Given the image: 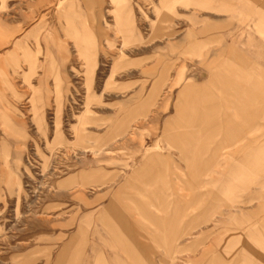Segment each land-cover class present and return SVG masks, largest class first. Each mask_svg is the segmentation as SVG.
<instances>
[{
  "label": "rangeland",
  "instance_id": "374dc122",
  "mask_svg": "<svg viewBox=\"0 0 264 264\" xmlns=\"http://www.w3.org/2000/svg\"><path fill=\"white\" fill-rule=\"evenodd\" d=\"M232 42L250 71H264V0H0V264H52L74 250L83 264L115 256L129 264L133 252L119 243L142 239V221L165 236L158 226L171 220L164 195L176 172L188 178L180 185L197 189L184 192L198 200L179 216L194 239L167 244L184 252L164 258L179 259L151 263L209 264L219 255L264 264L263 234L237 229L264 219V185L250 184L263 182L264 169L199 179L220 170L218 160L203 164L214 144L223 139V151L239 134L213 128L189 141L178 114L183 100L194 107L221 95L188 81L219 69ZM176 151L182 168L172 165ZM203 181L211 186L199 188ZM127 195L136 223L100 225L103 204ZM235 205L249 212L219 215Z\"/></svg>",
  "mask_w": 264,
  "mask_h": 264
},
{
  "label": "crops",
  "instance_id": "0c3cea01",
  "mask_svg": "<svg viewBox=\"0 0 264 264\" xmlns=\"http://www.w3.org/2000/svg\"><path fill=\"white\" fill-rule=\"evenodd\" d=\"M245 43V42H244ZM251 42H249L250 44ZM245 45V44H244ZM231 49L229 51L230 56L226 58V61L220 63V68L215 69L214 73H210L207 76V79L200 82V79H202V76L200 75H194L190 77V80L188 83L195 84L199 87L203 88H211L214 86V88L217 90L215 91L217 95H225L229 94V98L232 101L234 110L236 108V112H239L241 116L243 117V120H240L237 122L232 121V128L236 130L238 135V140L233 141L230 143L227 147L228 149H225L221 151V148H223L224 140L219 139L216 144H214L213 148L209 150L208 155L203 160V164L207 165L208 168L210 167V164L213 161H219L222 162L220 164V170H204L205 174L199 179H207L211 178L213 172L216 173V177H219L221 180L224 178H229L230 176H238L243 177L246 169L250 167H254L257 170L264 169V153L261 152L264 151V71L259 72H253L249 69L252 68V65H249V59L244 54L243 50L236 49V45L234 42L231 43L229 46ZM241 47V45H240ZM256 64V63H255ZM213 79V80H212ZM213 81V85H211ZM205 85V86H204ZM207 85V86H206ZM213 88V87H212ZM220 97V96H218ZM224 103L222 107H224ZM226 107V106H225ZM243 111H242V110ZM223 112V110H221ZM242 111V112H241ZM258 113V116L253 117ZM257 117V118H256ZM253 119V120H252ZM225 123V121H223ZM227 124V123H226ZM225 126V125H224ZM223 129H226L224 128ZM227 126V125H226ZM225 126V127H226ZM253 131V132H252ZM259 133V134H258ZM175 152V151H174ZM177 152V151H176ZM256 152L260 153L259 155H254ZM178 154V152H177ZM216 156V158H215ZM252 156V157H251ZM167 159L166 156H163ZM164 158V159H165ZM169 159V158H168ZM170 160V159H169ZM171 161V160H170ZM178 162V163H177ZM181 161L179 160V154H178V161L174 162L172 161V165H177L180 167ZM234 165L233 168L227 169V164ZM185 165V164H184ZM182 168V166L180 167ZM185 169V168H184ZM180 174L177 172L174 174H171L170 177V185L167 186L166 192L164 195V199L166 198V201L170 203V206L166 207V213L167 217L171 219L169 222L162 223L160 216H159V226L158 229L164 230V237H155L153 236L154 230L156 229L151 223H145L142 221V239H134V240H122L123 243H119L120 247L128 248V253H131L128 257V263L129 264H147L145 257L148 258V264H150L154 259L156 260H167L175 261L179 259V257L171 256L164 258L168 253H175V254H182L184 250L178 249V247L173 248H167V244L177 241H187L191 242L194 239L193 232L191 230H181L180 223L181 219L179 218L180 212H182L183 207L186 205H190L195 202V200L198 197H193V199H186L184 192L189 190H197L196 188H189L188 189L185 186L186 181H182L179 183L181 179L187 180L188 178H180ZM202 183L205 187H199V188H207L208 186H211V182L203 181ZM221 185L223 186L224 190L227 191L229 186L225 185L224 181H220ZM179 183V184H178ZM183 184L184 186L180 185ZM252 185H264V180L262 183L254 184L250 183ZM168 185V184H167ZM213 197V196H209ZM130 196H123L119 197L118 202L116 203L115 197H110L109 200H107V203L103 204L102 210L98 213V223L101 225L103 224L102 220L107 221L109 224H111V221L113 222L114 226H118V229L120 230V227L122 224L127 222V224L131 223L134 225L136 222L132 218V211L125 207V201H131ZM133 199V198H132ZM198 200V199H197ZM124 201V203L122 202ZM194 201V202H193ZM253 200L248 201V203L252 202ZM196 203V202H195ZM245 203V202H244ZM246 204V203H245ZM129 209V210H128ZM249 212V209H246L242 206H232V211L230 213H219V215L227 216L229 218L236 217V216H245ZM149 212H147L146 217L150 218V215H148ZM127 216L129 218H127ZM105 225V224H104ZM260 228H258V226ZM255 228V229H254ZM239 229L238 233L242 236H246L247 234L253 235L257 233L255 230L257 229L260 234L259 238L264 237V219L262 222H257L256 224L247 226V227H241L237 228ZM253 233V234H251ZM256 236V234H255ZM171 239V240H170ZM120 241V240H119ZM124 242H127L124 244ZM132 242V244L130 243ZM171 242V243H172ZM158 245L161 250H155L152 248V244ZM134 244V245H133ZM136 249L132 250V247ZM246 250H248L250 253L252 250L246 246ZM131 250V252H130ZM247 251V252H248ZM80 250H74L72 254H70V257L67 259H56L52 264H83L85 263V260H80ZM144 256V258H143ZM102 260V259H100ZM99 260V261H100ZM121 260V257L118 258V256L113 258V264L119 263ZM108 263V262H107ZM233 264L232 261L224 262L221 260L219 255L213 256L209 264ZM91 264V263H90ZM152 264V263H151Z\"/></svg>",
  "mask_w": 264,
  "mask_h": 264
},
{
  "label": "bare ground",
  "instance_id": "6f19581e",
  "mask_svg": "<svg viewBox=\"0 0 264 264\" xmlns=\"http://www.w3.org/2000/svg\"><path fill=\"white\" fill-rule=\"evenodd\" d=\"M212 84H213V81H212L211 85ZM196 88H199L201 90L207 89V88H203V87H196ZM154 89H155V86L153 87V90ZM192 90L193 89L188 86L182 95L185 96L188 92H190ZM226 98H227L226 95L221 94L220 97L217 96L216 98H211L210 99L211 103H209V101H207L206 103L204 102V104H200V103L195 102L194 107H193V104H190L191 105L190 107L194 108L193 112L187 111V109H189L190 107L188 105H185L184 100H183V102L179 103V108H178L179 119L181 122L183 121L186 126H189L187 129H188V131H190L189 132L190 134H188V136L185 138H187L189 141L191 139L193 141L195 140V142H196L198 140V138L201 137V134L203 133L204 130H207V129L211 130L213 128L222 129V127L224 125L225 126L227 125L226 127L224 126V128L228 129L229 126H232V121L239 120L240 113L235 111L236 108L234 110V107L229 103V101L226 100ZM223 103L225 104L224 107H222ZM208 105H210V106H208ZM221 110H223V112ZM202 113L206 114L208 116L213 115L214 120L211 121V125L206 126V125H204V123L202 121H200V119H201L200 115ZM256 115L258 116L259 114H256ZM256 115H254L253 117H255ZM223 120L225 121V123L223 122ZM229 135H232V134H229ZM233 135H236V134H233ZM191 153H192V151H191ZM152 206H153V204H152ZM113 234L117 237L118 240H120L116 233H113Z\"/></svg>",
  "mask_w": 264,
  "mask_h": 264
}]
</instances>
